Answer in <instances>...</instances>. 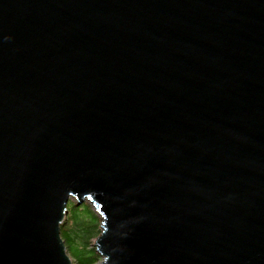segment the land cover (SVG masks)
<instances>
[{
	"label": "water",
	"instance_id": "water-1",
	"mask_svg": "<svg viewBox=\"0 0 264 264\" xmlns=\"http://www.w3.org/2000/svg\"><path fill=\"white\" fill-rule=\"evenodd\" d=\"M264 264V0H0V264Z\"/></svg>",
	"mask_w": 264,
	"mask_h": 264
},
{
	"label": "trees",
	"instance_id": "trees-1",
	"mask_svg": "<svg viewBox=\"0 0 264 264\" xmlns=\"http://www.w3.org/2000/svg\"><path fill=\"white\" fill-rule=\"evenodd\" d=\"M68 207L61 234L70 255L78 264H98L101 256L93 242L101 232V218L87 202L76 205L71 201Z\"/></svg>",
	"mask_w": 264,
	"mask_h": 264
},
{
	"label": "rangeland",
	"instance_id": "rangeland-1",
	"mask_svg": "<svg viewBox=\"0 0 264 264\" xmlns=\"http://www.w3.org/2000/svg\"><path fill=\"white\" fill-rule=\"evenodd\" d=\"M95 241V240H94ZM73 258V257H72ZM73 261H74V258H73ZM75 264H78V263H76V262H74ZM100 262H98V264H99Z\"/></svg>",
	"mask_w": 264,
	"mask_h": 264
}]
</instances>
